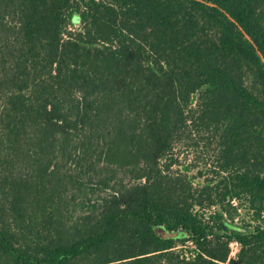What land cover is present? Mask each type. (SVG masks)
<instances>
[{
  "label": "trees",
  "instance_id": "trees-1",
  "mask_svg": "<svg viewBox=\"0 0 264 264\" xmlns=\"http://www.w3.org/2000/svg\"><path fill=\"white\" fill-rule=\"evenodd\" d=\"M0 264H264V0H0Z\"/></svg>",
  "mask_w": 264,
  "mask_h": 264
},
{
  "label": "rangeland",
  "instance_id": "rangeland-1",
  "mask_svg": "<svg viewBox=\"0 0 264 264\" xmlns=\"http://www.w3.org/2000/svg\"><path fill=\"white\" fill-rule=\"evenodd\" d=\"M195 142H198V138L194 140ZM177 152H179V161L181 163V165L185 166L189 163H194V159H197L199 161H201L200 164H198V168L197 169H192L191 171H189V175L194 177L193 181L195 184H200L203 182V180L206 177V172L203 168V164L202 162H204L207 158V154L209 153V151H207V148L204 145L203 141H199L198 146H194V147H181L179 149L176 150ZM181 168V166H175L173 167L175 168ZM198 171H201V177L198 176ZM130 179H126L125 182H129ZM250 219V216H247L246 214L243 215V213L240 214V216H237V218L235 219V223H237L238 225H240V223H242V221L248 222ZM157 233L161 236H169L168 234H165L164 231L160 228L157 229ZM192 245L190 243H187L184 247H178V248H183V250L190 251L192 249ZM231 248V253H230V257H235V254L238 250L237 244L236 242H232L230 245Z\"/></svg>",
  "mask_w": 264,
  "mask_h": 264
},
{
  "label": "water",
  "instance_id": "water-1",
  "mask_svg": "<svg viewBox=\"0 0 264 264\" xmlns=\"http://www.w3.org/2000/svg\"><path fill=\"white\" fill-rule=\"evenodd\" d=\"M198 176L201 177V171H198Z\"/></svg>",
  "mask_w": 264,
  "mask_h": 264
},
{
  "label": "built area",
  "instance_id": "built-area-1",
  "mask_svg": "<svg viewBox=\"0 0 264 264\" xmlns=\"http://www.w3.org/2000/svg\"><path fill=\"white\" fill-rule=\"evenodd\" d=\"M236 244H237V247H238V243L236 242Z\"/></svg>",
  "mask_w": 264,
  "mask_h": 264
}]
</instances>
